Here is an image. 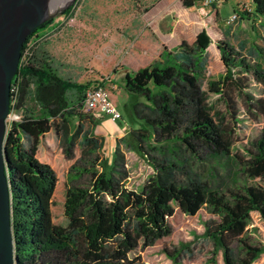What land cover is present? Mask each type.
<instances>
[{
	"label": "trees",
	"instance_id": "obj_1",
	"mask_svg": "<svg viewBox=\"0 0 264 264\" xmlns=\"http://www.w3.org/2000/svg\"><path fill=\"white\" fill-rule=\"evenodd\" d=\"M252 3V14L264 18V0ZM76 4L29 36L22 52L32 39L35 46L12 81L11 101L23 113L5 138L17 263L145 264L130 257L142 241L150 245L170 236V219L178 210L195 215L207 207L215 217L205 220L204 235L213 241L214 255L221 251L224 264H252L264 253V244L248 233L253 212L264 218V125L251 147L233 155L237 170L254 182L213 188L195 164L204 151L217 160L231 155L242 111L264 117V95L250 87L255 81L264 90V63L220 40L226 72L220 79L206 78L212 40L203 29L194 43L183 40L174 49L165 48L160 62L126 72L124 88L136 98L132 122L107 163L98 155L103 141L83 123L90 117L83 105L93 83L64 77L41 41ZM183 4L193 7L197 0ZM257 52L264 59V48L258 46ZM74 116L79 122L71 131ZM53 132L59 148L49 142ZM79 139L83 164L74 163L61 175L57 159L61 156L68 165L79 153ZM125 147L154 169L140 191L127 186ZM211 262L218 264L215 257Z\"/></svg>",
	"mask_w": 264,
	"mask_h": 264
},
{
	"label": "rangeland",
	"instance_id": "obj_2",
	"mask_svg": "<svg viewBox=\"0 0 264 264\" xmlns=\"http://www.w3.org/2000/svg\"><path fill=\"white\" fill-rule=\"evenodd\" d=\"M76 6L69 18L61 16L55 20L61 21L58 27L50 31L41 41L49 54L59 66L61 74L77 82H103L108 88L111 98L121 111L123 118L111 121V117L97 112L89 114L96 122L93 125L86 117L83 120L85 129H93V136L103 141V147L98 151L100 159L111 163L114 156L113 144L115 138L111 132L129 131L132 116L130 111L136 98L127 93L124 88L125 74L141 67L163 60V50L169 49L176 40H186L194 43L198 34L205 29L212 42L208 48V63L206 78L220 79L226 72L217 47L220 40L231 43L237 51L264 63L257 52L258 46L264 48L263 17H255L252 0H224L223 3L212 6L209 15H202L197 5L185 7L183 0H75ZM209 9V8H207ZM234 11L240 13V20L232 26L226 20ZM248 12L251 14L248 15ZM167 41V42H166ZM32 48L35 39L30 42ZM174 49V48H172ZM251 57V58H250ZM251 89L256 95L263 94L262 85L251 82ZM203 88H208L207 80ZM129 98V99H128ZM215 96L210 99L213 101ZM32 108L36 105L31 103ZM22 113V111H19ZM23 114V113H22ZM99 114V115H98ZM107 116V117H104ZM242 121L235 135V145L229 156L217 160L208 151H204L201 160L195 167L202 173L213 188L225 190L239 183H252L234 163L235 154H242L246 146L251 147L258 138L264 125V117L256 118L242 111ZM79 122L78 116L70 118L68 125L73 131ZM111 131V132H110ZM49 142L57 148L59 136L51 133ZM82 139L77 142V156L64 166L60 158L57 166L61 175L71 169L75 163L83 164L81 159ZM59 148V147H58ZM130 168L127 186L140 191L150 175L153 167L143 157L125 147ZM105 160V161H106ZM98 169L101 168L98 166ZM87 180L84 175L82 181ZM215 217L207 207L197 214L188 215L180 210L170 219L173 233L153 244H139L130 257H139L145 264H213L215 257L218 264H224L222 252L215 253L213 241L204 235L205 220ZM248 233L255 243L264 244V218L258 212H253L248 225ZM252 264H264V253Z\"/></svg>",
	"mask_w": 264,
	"mask_h": 264
},
{
	"label": "water",
	"instance_id": "obj_3",
	"mask_svg": "<svg viewBox=\"0 0 264 264\" xmlns=\"http://www.w3.org/2000/svg\"><path fill=\"white\" fill-rule=\"evenodd\" d=\"M74 1L60 7L54 0H0V264H18L5 147L12 81L29 36Z\"/></svg>",
	"mask_w": 264,
	"mask_h": 264
},
{
	"label": "built area",
	"instance_id": "obj_4",
	"mask_svg": "<svg viewBox=\"0 0 264 264\" xmlns=\"http://www.w3.org/2000/svg\"><path fill=\"white\" fill-rule=\"evenodd\" d=\"M202 3L199 5L198 10L202 15H209L210 11L207 8L219 5L224 0H201ZM71 16V15H70ZM70 16H64L69 18ZM241 18L238 11H234L233 14L226 20V24L229 26L237 23ZM61 23V22H60ZM58 27V26H57ZM30 43L28 47L22 52L20 64H26L27 56L30 52ZM19 64V65H20ZM16 88V85H11V91ZM15 100L13 99L10 103V113L7 117V128L12 122L21 121L23 114L19 110L14 109ZM12 107V109H11ZM83 111L89 114H95L97 112L103 113L110 116L113 120L122 119L123 115L117 105L111 98L110 92L103 82L96 81L86 93L84 100Z\"/></svg>",
	"mask_w": 264,
	"mask_h": 264
},
{
	"label": "crops",
	"instance_id": "obj_5",
	"mask_svg": "<svg viewBox=\"0 0 264 264\" xmlns=\"http://www.w3.org/2000/svg\"><path fill=\"white\" fill-rule=\"evenodd\" d=\"M214 7V6H213ZM216 7H217V5H216ZM209 11H210V13H211V11H212V7H210L209 8ZM173 41L174 42V44L173 45H171V46H169V49H172V48H175L176 46H178L180 43H181V41H177L176 40V38L174 37V36H172V37H170V40L169 41ZM167 42V41H166ZM129 99V98H128ZM99 115V114H98ZM103 115H105V114H103ZM108 116V115H107ZM107 116H104V117H107ZM112 119V118H111ZM111 121H116V120H111ZM111 132V131H110ZM128 133V131H126V129L125 130H120V131H118L117 130V128H116V131H115V134L114 133H112L111 132V137L112 138H115V140H117L118 138H121V137H123L125 134H127ZM115 146H116V141L114 142V144H113V151H114V149H115Z\"/></svg>",
	"mask_w": 264,
	"mask_h": 264
},
{
	"label": "bare ground",
	"instance_id": "obj_6",
	"mask_svg": "<svg viewBox=\"0 0 264 264\" xmlns=\"http://www.w3.org/2000/svg\"><path fill=\"white\" fill-rule=\"evenodd\" d=\"M54 1H56L57 6L60 5V7H63V6H65V5H67V4H69L71 2V0H54ZM56 10H58V9H54V11H56Z\"/></svg>",
	"mask_w": 264,
	"mask_h": 264
}]
</instances>
